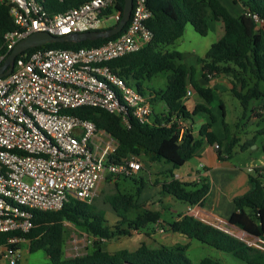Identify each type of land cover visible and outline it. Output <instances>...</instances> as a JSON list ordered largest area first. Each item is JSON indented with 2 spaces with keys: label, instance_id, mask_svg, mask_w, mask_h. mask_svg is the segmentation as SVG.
<instances>
[{
  "label": "trees",
  "instance_id": "1",
  "mask_svg": "<svg viewBox=\"0 0 264 264\" xmlns=\"http://www.w3.org/2000/svg\"><path fill=\"white\" fill-rule=\"evenodd\" d=\"M36 1L42 4L49 14L61 13L85 2V0ZM239 1L243 6V12L234 16L220 0H146V5L152 12V18L146 23V27L153 34L152 41L139 52L118 58L106 65L113 74L121 77L143 95L142 82L151 81L159 74H165V89L153 92L149 101L151 104L163 102L166 114H154L152 125H141L132 121L128 129L118 116L104 110L81 107L71 111L80 119L94 123L97 129L106 131L116 141L115 152L109 157L110 161L120 162L130 155H143L149 163L164 161L171 164L173 170H177L196 156L203 140L211 145L221 144L222 140L211 130L217 121L209 108L215 100L214 90L198 84L195 69L182 62L181 53L165 51V47L172 46L183 36L188 24L197 34L207 36L209 20L221 23L222 37L212 44L200 59L202 78L208 81V78L216 75L232 77L230 92L242 106V119L246 117L251 101L264 97V91L259 86L264 82V30H258L253 20L244 15L245 12H250L264 18V0ZM123 5V0H117L115 9L121 12ZM108 12H112L111 9ZM15 29L9 8L0 3V47L4 34ZM119 36L120 34H117L106 39L79 43L46 44L29 49L25 53L30 54L44 49L78 50L97 47ZM246 75L254 78L252 86L247 85ZM188 83L203 101V104L196 105L191 112L186 102H183ZM219 108L222 114L224 139L227 140L225 150L230 154L237 142L229 134L221 102ZM198 114L207 115L208 122L200 126L196 137L189 126L183 131L180 140L175 122L171 127L161 126L162 123H170L175 117L188 121ZM253 144L245 143L241 145V149H247ZM219 159L223 160L221 157ZM168 175L169 180L160 184L161 194L169 195L173 200L189 206L203 204L210 190L209 182L201 180L198 184L184 183L174 178L172 171ZM126 179H132L137 184L134 194L122 193L116 188L115 192L106 198L117 217L115 225H109L105 212L98 209L93 202L91 204L69 202L60 211H34L33 228L26 234L0 233V247L7 243L10 236L16 234L28 241L29 253L44 252L49 264H191L186 257L187 244L151 247L142 243L133 251L118 250L114 253L103 249L101 240L129 236L133 231L139 234L149 225L157 224L161 220L160 212L146 209L144 205L138 203V197L145 187L142 177L138 180ZM248 185L249 190L233 200L235 210L229 218V223L264 241V168L257 169L256 174L248 175ZM138 210L139 213L130 219L129 214ZM66 222L85 229L91 236L100 240L93 242L90 253L73 258L64 257ZM167 229L174 234L186 236L188 240L194 239L228 253L245 264H264V252L190 216L170 222ZM199 264L220 263L204 258Z\"/></svg>",
  "mask_w": 264,
  "mask_h": 264
},
{
  "label": "built area",
  "instance_id": "2",
  "mask_svg": "<svg viewBox=\"0 0 264 264\" xmlns=\"http://www.w3.org/2000/svg\"><path fill=\"white\" fill-rule=\"evenodd\" d=\"M116 2L85 0L78 7L49 14L36 0H0L16 27L3 36L0 67L17 43L31 34L60 37L113 28L121 19ZM244 15L264 30V18L250 12ZM151 18L146 0H133L127 27L116 39L78 50L25 51L16 57L10 74L0 77V233L26 234L33 228L34 211H60L69 202L91 204L101 182L132 178L142 170L135 155L110 161L116 141L71 111L81 107L104 110L118 116L128 129L132 121L152 125L149 97L106 65L139 52L152 41L153 34L146 27ZM110 20L114 25L107 28ZM193 94L188 83L183 102ZM173 122L180 140L187 128L183 119L175 117L161 126L171 127ZM213 147L219 151L217 144ZM184 216L199 220L198 205H188L176 221ZM207 225L264 252V241L244 231L235 235L230 223L218 218ZM166 229L159 226L156 232L164 234ZM23 241L16 234L10 236L0 247V264H17Z\"/></svg>",
  "mask_w": 264,
  "mask_h": 264
},
{
  "label": "rangeland",
  "instance_id": "3",
  "mask_svg": "<svg viewBox=\"0 0 264 264\" xmlns=\"http://www.w3.org/2000/svg\"><path fill=\"white\" fill-rule=\"evenodd\" d=\"M217 24H219L218 21H211V23L209 24V32L207 36H201L197 34L190 24L186 25L183 36L172 46L165 47V51H177L183 56H186L187 63L191 65V67L197 72L198 68H196V64L198 63V61H200L199 59L203 58L211 45L217 42L223 35L222 27L218 28ZM113 25L114 22L112 20L106 22L107 28H110ZM221 78L222 92H220L221 94H219L218 96L224 106L226 114L225 122L228 125L229 134L231 137H234L237 142V144L232 148L230 159L231 162L237 166H239L242 161H253L255 165L264 164V97L259 100H252L250 103V107L246 113V117L242 119L241 115L243 113V109L240 105V102L232 95L229 89H227L228 92H225V88L229 87L228 84H230L232 87V77L222 75ZM245 79L248 86H252L255 82L254 78L251 75H246ZM141 85L144 95L146 97H150L153 92L165 89L166 75L159 74L158 76L152 78L151 81L142 82ZM259 86L260 89L264 91V82H261ZM196 102L197 97L192 96V98H189L188 101H186V104L189 107H192L196 104ZM151 107L154 112L151 116L152 118H154V114H166L167 112L165 104L160 101L152 103ZM213 114H217L220 116L221 110L218 108V105H214ZM198 115L199 116H194L196 128H199L201 124L205 123V120L202 119V115ZM221 122L222 119H219L212 127V130L218 136L224 134ZM245 143H254L253 146H256V148H252L251 146H249L247 149L242 150L241 145ZM138 157L142 164L143 162L148 161L143 155ZM140 177H142V179L144 180L145 187L141 192L140 197H138V203L140 205H144V208L149 210H161L163 218L166 221H169L165 224V227L168 228V224L170 223V221L177 218L179 214L183 213L186 210V204L176 201V205L174 207L170 206L168 200L171 197L166 194H161V196L158 195V193L155 191V187H153L155 186L153 185V178L150 179L148 173H146L144 170H141L136 176L132 178L138 180ZM137 187V184H135L132 179L126 178H120L119 180L106 179L101 182L97 189L96 198L93 200V204L96 205L98 209L105 212L106 220L108 221L110 226L116 224L117 217L111 210L106 198L110 194H113L116 188L119 189L122 193L134 194ZM160 199L162 201L161 205H163L164 203L163 207L160 206ZM138 213L139 210L131 212L129 214V218L133 219ZM64 226L65 241L63 247V255L65 258H73L90 253L93 242L100 241L99 239L91 236L85 229L81 227L67 222L64 224ZM159 226H161V223H159ZM159 226H157V224H152L149 225L140 234H137L133 231L129 236H121L111 240H103L101 242V246L104 250L110 253H114L118 250L133 251L137 249L140 244L145 242L146 244L155 245L156 243L153 242L151 237L154 233H156L155 229ZM170 234L171 232L166 229L164 234L159 235L167 237V235ZM245 240H247V242L249 243H251L252 241L248 238H245ZM160 242L166 243L163 240H160ZM187 245L188 248L186 250V257L191 264H199V262L204 258L216 260L220 264H245L240 259L228 253L218 251L194 239L188 240ZM18 248L20 250V255L17 264H49L44 252H28V241H23L22 243H20Z\"/></svg>",
  "mask_w": 264,
  "mask_h": 264
},
{
  "label": "crops",
  "instance_id": "4",
  "mask_svg": "<svg viewBox=\"0 0 264 264\" xmlns=\"http://www.w3.org/2000/svg\"><path fill=\"white\" fill-rule=\"evenodd\" d=\"M220 1L228 8V10L234 16H238L243 12V6L239 0H220ZM210 23L211 21L209 20L208 26ZM217 27L218 28L221 27L220 22L219 24H217ZM182 62L186 66L191 67V65H189L186 61V56L182 55ZM196 65H197L196 68H198L197 69L198 71L196 72L195 79L198 82V84L202 87H209L210 89L214 90L215 100H214V103H212L209 106L211 112L213 113L214 105L215 106L218 105V108H219V102H222L218 96L219 94H221L220 92H222L221 90L222 89L221 88V84H222L221 76L222 75L220 76L216 75L215 77H210L208 78V81H206L205 79L202 78L200 61H198ZM228 85L230 88L226 87L225 92H228L227 89L229 90L231 89V85L230 84ZM193 96L197 97L196 104L193 105L192 107H189L186 104L190 112L193 110V108L196 105L203 104V101L195 93L193 94ZM201 115H202V119L205 120V123L208 122V116L205 114H201ZM214 115L216 116L217 121L219 119H222V114H220L221 117L217 114H214ZM194 119L195 117L193 116L192 120L185 121V123L187 127L189 126L190 129H192V134L193 136L196 137L198 136V129L200 127L196 128ZM212 132L217 136L218 139L222 140L221 144L218 145L219 151H216L213 145L203 140L202 145L196 152V156L193 159H191L189 162L184 164L182 167H180L178 170H173L172 165L167 164L164 161H159L156 163H149L148 161H145L143 162L142 170L148 173V176L150 179L153 178V185H155L153 187H155V191L158 193L159 196H161L160 184L163 182H167L169 180L168 174L170 171L173 172L174 178L184 183L198 184L201 182V180H205L209 182L210 184L209 193L205 201L203 202V204L201 206H198L199 215H200L199 220L205 224H208L209 222L214 221L219 218L223 220L225 223L229 224V218L235 210L233 200L238 196H242L249 190L248 175L256 174V170L260 168H264V164L255 165L253 161H242L239 166L235 165L230 160L231 153L227 154L225 150L226 142H227V140L224 139L225 135L223 134L221 136H218L213 130ZM253 145H251V147L256 148V146H253ZM219 157L223 158V160H220ZM200 166H202V168H200ZM198 175L200 177L199 181L197 180ZM168 201L170 203V206L174 207L176 205V201L173 200L172 198H169ZM159 202H160V206L163 207L164 203L163 205H161L162 203L161 199L159 200ZM187 207L188 205H186V210H187ZM158 212H160L161 214V220H160L161 226L160 227H162L169 221H166L163 218L161 210H159ZM176 219L177 218H175L174 220L172 219L171 221H175ZM231 230L235 235H240V233L242 232V230H240L237 227H234ZM151 238L153 242L156 243L155 245L147 244L151 247H158L160 245H163V246L186 245L188 242V239L186 236H183L181 234H174L172 232L170 235H167V237L161 236L156 232L153 234ZM160 240H163L166 243H162L160 242Z\"/></svg>",
  "mask_w": 264,
  "mask_h": 264
},
{
  "label": "water",
  "instance_id": "5",
  "mask_svg": "<svg viewBox=\"0 0 264 264\" xmlns=\"http://www.w3.org/2000/svg\"><path fill=\"white\" fill-rule=\"evenodd\" d=\"M123 1L124 5L123 10L121 11V19L119 23L113 28L102 31H93L83 34L60 37L52 36L47 33H34L27 36L26 38L17 43L12 52L4 61L3 65L0 67V77L10 74L16 57L29 49H34L37 47L44 46L46 44L54 43H79L83 41H96L98 39H106L119 34L130 19L133 6V0Z\"/></svg>",
  "mask_w": 264,
  "mask_h": 264
}]
</instances>
